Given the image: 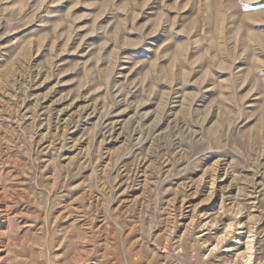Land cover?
I'll return each instance as SVG.
<instances>
[{
  "label": "rangeland",
  "instance_id": "rangeland-1",
  "mask_svg": "<svg viewBox=\"0 0 264 264\" xmlns=\"http://www.w3.org/2000/svg\"><path fill=\"white\" fill-rule=\"evenodd\" d=\"M218 160L264 264V0H0V264H247Z\"/></svg>",
  "mask_w": 264,
  "mask_h": 264
},
{
  "label": "bare ground",
  "instance_id": "bare-ground-1",
  "mask_svg": "<svg viewBox=\"0 0 264 264\" xmlns=\"http://www.w3.org/2000/svg\"><path fill=\"white\" fill-rule=\"evenodd\" d=\"M260 186L262 185L257 183L256 175L252 178L239 177L237 179L230 165L224 160L216 161L212 168L204 171L198 181H191L186 185L190 195L194 196L203 190L207 192V199L211 201L215 199L219 203L221 222L224 224L223 234L217 237V242L211 252L233 241L245 248L244 251H236L234 262L238 260L245 261L247 264L253 262L255 237L248 228V221L252 213L257 211L259 201L257 189ZM233 190L236 191V195L232 194ZM245 219H247L246 222H244ZM213 228H217L216 224H213ZM6 245L8 246L7 243ZM6 245H0L2 247L0 254L5 250ZM1 258L0 256V261L3 262Z\"/></svg>",
  "mask_w": 264,
  "mask_h": 264
}]
</instances>
